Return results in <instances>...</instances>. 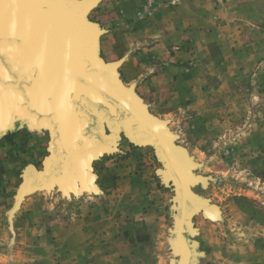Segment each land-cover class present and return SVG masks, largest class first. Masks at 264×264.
Listing matches in <instances>:
<instances>
[{"label": "rangeland", "instance_id": "rangeland-1", "mask_svg": "<svg viewBox=\"0 0 264 264\" xmlns=\"http://www.w3.org/2000/svg\"><path fill=\"white\" fill-rule=\"evenodd\" d=\"M93 1L83 21L101 32L94 53L118 62L119 79L185 152L189 264H264V0ZM4 100L0 173L19 183L0 223V264H184L181 191L155 142L94 115L111 148L85 167L90 180L69 192L39 186L52 133L44 125L36 159L25 144L31 158L11 169L1 116L24 113Z\"/></svg>", "mask_w": 264, "mask_h": 264}, {"label": "bare ground", "instance_id": "bare-ground-1", "mask_svg": "<svg viewBox=\"0 0 264 264\" xmlns=\"http://www.w3.org/2000/svg\"><path fill=\"white\" fill-rule=\"evenodd\" d=\"M90 1L92 5L70 0H0V77L4 80L0 82V90L3 87L2 89L9 91L8 95L20 105V110L32 119L37 127H49L52 133L50 148L53 153L55 149L52 144L55 135L57 136L55 126L57 121H61L59 128L63 132V138L60 139L61 142L58 139V142L62 147L60 152L63 153L56 151V157L58 159V156L63 154L66 169L59 171H62L65 192L74 190L78 177L81 184L82 178L90 180L85 167H89L96 156L89 159L90 155L86 154V151L90 152L99 145L107 144L105 149L109 146V138L101 132L99 120L93 119L94 115H104V106L99 104L100 100L103 99L112 112L116 111L117 106L124 108V105L129 110L138 112V108L128 101H123L126 97L120 94L118 86L127 87L118 77V62L107 66L94 53L101 32L94 24L83 21L94 4L93 0ZM15 47L16 51H19V48L31 50L27 53L28 61L25 59V53L16 57L23 64L25 73L32 74L31 72L36 71L34 81L31 84L26 82L24 87L23 72L16 74L2 53ZM90 52L95 54L94 57L98 61L94 66L98 69L104 66L105 69L101 70L104 75L113 77L112 83H107L101 70H89L92 64ZM25 89L29 100L21 96L26 92ZM86 92L91 95L93 100L90 101L96 107L91 111L85 106L88 103L85 102L87 97H81ZM2 97L0 99L9 98ZM141 103L145 106L142 101ZM158 125L162 130L165 124ZM52 174L45 181L54 182L53 177L57 175L61 180L59 172ZM69 183L71 184L68 185Z\"/></svg>", "mask_w": 264, "mask_h": 264}, {"label": "water", "instance_id": "water-1", "mask_svg": "<svg viewBox=\"0 0 264 264\" xmlns=\"http://www.w3.org/2000/svg\"><path fill=\"white\" fill-rule=\"evenodd\" d=\"M70 1L79 2V1H75V0H70ZM80 3H84V5H86V4L92 5V1H90V0L81 1ZM81 5H83V4H81ZM16 49L17 48L15 47V49H12L9 51L5 50L2 53L4 54V56L6 57L8 62L10 63V65H12V68L15 69L14 71L16 74H17V72H20V73L23 72L22 77L25 79H24V83H22V84L24 87V84H27L26 82L31 84L34 81L36 71L31 72L32 74L25 73L26 71H24L23 64H21L19 59H17V57H16V56L22 55V53H25L26 54L25 59L28 61L27 53H29L31 50L30 49L24 50L23 48H19V51H16ZM94 55L91 54V52H90V56L92 58V60H91L92 64L90 65L89 70L94 71L95 69H97L100 71L102 68L105 69L104 66L100 67L101 69H98V67L94 66L95 64H98V61H96ZM19 68L21 69L20 71H19ZM92 68H94V69H92ZM101 72L103 74L102 77L104 79H106L107 83H110L111 79L113 77L104 75L105 73L102 70H101ZM2 81L4 82L2 77H0V82L2 83ZM93 86H95V85L93 84ZM2 88L0 90V98H1V96H6V97H9L13 102L16 103V101L14 99H12L10 97V95H8V94H10L9 91L7 92L5 89H2ZM118 88L121 91L120 94H122L123 96H125L127 98V99L125 98L126 100L124 99L123 101H128L129 103L134 104L138 108V112L129 110L128 107L125 105H124V108L119 107L120 109L117 106L116 111L112 112L111 107L106 102H104V100L102 99V100H100L99 104H102L104 106V116L103 117H105L109 121L116 120L117 128H119L121 125L124 126L125 129L128 131V134L129 135L132 134L131 136L134 135L133 137L136 140H141L142 138H149V140L155 142L159 146L160 151L162 152L163 156L167 160L168 165L170 167V171L168 172V176L174 177L177 180L179 187H180V191H181L180 220H179V227H178L177 234H176V239H177V242L180 244V246L184 250H186V256H185L184 264H189L191 261V258H192V250H191L189 243L185 239L184 231H185V220H187L186 218L188 216L189 202H190V199H192V198H190V196L188 195L189 187H188V183H187V174L185 172V165L187 164V160L184 157L185 152L173 144L172 134H171V132H169V130L166 127H164L161 130V127L158 125V124H161V122L158 121L157 119L153 118L149 114L148 110L145 108V106L142 105L141 100L137 97V95L133 92V90H131V89L127 90V88H122V87L120 88L119 86H118ZM25 91L26 92H24V95L22 94L21 96H22V98L27 97V99L29 100L28 92L26 89H25ZM84 96L87 97V100L85 102H88V103H86L85 106L88 108V110L91 111V109H95L96 108V107H94L95 104H93V102L90 101V100H93L91 95L88 94V92H86V94L81 96V97L84 98ZM28 100H27V103L29 104ZM5 101L6 100L0 99V103H3ZM18 106L20 107V105H18ZM99 116L102 117L101 114H99ZM99 116L96 117V118H98V120L100 119ZM57 122H58V124L55 126V129L57 131V136L55 135L54 140H53V144H52V145H54L53 147L55 149V153H53V149L51 148V157L47 161V171H48L47 174H48V176L45 177V179L48 177L50 178L53 175L52 173H54L55 171L59 172L61 174V176H60L61 180L58 178L59 175H57V177L56 176L53 177L54 181L58 182L60 184V186L65 188L66 185H65V183H63L64 180H62V178H63L62 177V171L61 172L59 171L60 169L61 170L66 169L64 159L62 158L63 154L61 157L58 156V159L56 157V155H57L56 151L58 153H63V152H60V149L62 150V147L59 143V142H61L60 139L63 138V135H62L63 132L59 128L61 121H57ZM148 132L152 133L153 135L149 134ZM58 139H59V142H58ZM58 143H59V145H58ZM106 145L107 144H104L102 146L99 145L97 148L92 149L90 152L86 151L87 152L86 154L90 155L89 159L93 156H98L99 155L98 153L101 154L104 150L111 148V144L109 143V146L105 149ZM84 153H83V155H85ZM32 170L34 172L36 171L35 169H32ZM53 178H51V179H53ZM45 179L42 180L41 182H39L38 185L43 186L45 184L46 185L53 184V182H50L49 180L45 181ZM70 184L71 183H69L68 185H70ZM31 188L32 187L29 185L28 181L25 180L24 187H23L22 191L20 192L18 199H17V205L23 199L27 190H31ZM186 225H187V221H186Z\"/></svg>", "mask_w": 264, "mask_h": 264}, {"label": "crops", "instance_id": "crops-1", "mask_svg": "<svg viewBox=\"0 0 264 264\" xmlns=\"http://www.w3.org/2000/svg\"><path fill=\"white\" fill-rule=\"evenodd\" d=\"M1 117L3 124H6L9 128V134H7L6 136L12 139V142L10 144H7L4 149L10 152L9 158L11 163V169L18 170L22 165L26 164L25 160L27 157L31 158V155L28 156L27 154L23 153L24 150H26L25 144L33 145V159H36V155L42 149V138L49 131L47 128H45L44 125L37 127L33 122V127L37 130L33 131L34 137H30L29 140H26V138L24 137L28 133L31 134L30 132L32 131L31 128H29L31 124L30 119H28L20 111L17 112L13 109H9L7 112H5V115L3 114ZM21 133L23 135V139H21L20 137ZM48 142L49 141L46 142V145H48ZM7 175L8 178H1L0 173V223H2L3 221L2 216L4 212H6L7 204L15 197V192L17 191L19 183L18 182L16 184V178L13 177V171L9 172V174Z\"/></svg>", "mask_w": 264, "mask_h": 264}]
</instances>
